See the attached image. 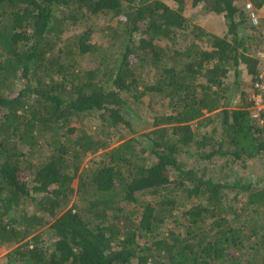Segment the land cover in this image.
Wrapping results in <instances>:
<instances>
[{
    "label": "trees",
    "instance_id": "trees-1",
    "mask_svg": "<svg viewBox=\"0 0 264 264\" xmlns=\"http://www.w3.org/2000/svg\"><path fill=\"white\" fill-rule=\"evenodd\" d=\"M235 2L193 0L216 35L186 0H0L3 264H264V33Z\"/></svg>",
    "mask_w": 264,
    "mask_h": 264
},
{
    "label": "rangeland",
    "instance_id": "rangeland-1",
    "mask_svg": "<svg viewBox=\"0 0 264 264\" xmlns=\"http://www.w3.org/2000/svg\"><path fill=\"white\" fill-rule=\"evenodd\" d=\"M247 1L250 2L252 4L253 8L255 9V11H257V15L259 17V22H258L259 25H256V26H262V31L264 33V7L257 9L255 7V5L253 4V2L250 0H236L235 4L244 11V14L246 15V20L248 21L247 14H246L244 7H243V5H245V3ZM192 2H193V0H186V7H185V11L183 13L185 15V17L192 20V22L196 23L198 26L204 27L206 30H208L211 33H214L216 35H222V33L225 30V26L222 23V19L219 16H216V15H213V14H210V13H207L206 11H204L202 4H199L197 6H193ZM166 3L170 7L173 6V3L171 1H166ZM247 23L251 26L249 21ZM115 24L116 23L112 24L109 29L111 30V29L118 27ZM100 38H102V37L96 38L98 40L99 44L101 45V49L99 51V56L101 57L102 54H105L107 57V60H115L116 54L113 55L111 50L113 48V50L116 51V49L114 47H117L118 44H116L114 47H111V49L110 48L106 49V45L108 44V42H106V41L108 40V38H104L102 41L99 40ZM84 66L85 67H91V65H89V63H85ZM244 80L248 81L249 78L247 76H245ZM146 117H147V115L141 114L138 111L135 114H133V116H132L133 119L129 118L132 121L133 129L135 130L136 135L145 133L147 131L146 129H148V126H146V123H147ZM73 124H75V123H73ZM93 124H94V122L92 123V125ZM76 125H79V124H76ZM85 126H87V125H85ZM241 176H243L249 182H254V183H257L258 185H262L264 183V160L255 159V160L251 161L250 164L248 165V167L241 172ZM72 185L76 186V181H74L72 183ZM6 252H7L6 249H3V248L0 249V264H3L1 259Z\"/></svg>",
    "mask_w": 264,
    "mask_h": 264
},
{
    "label": "built area",
    "instance_id": "built-area-1",
    "mask_svg": "<svg viewBox=\"0 0 264 264\" xmlns=\"http://www.w3.org/2000/svg\"><path fill=\"white\" fill-rule=\"evenodd\" d=\"M247 14V19L252 26L258 25L259 17L257 11L253 8L250 2L243 5ZM259 64V72L254 77L252 90L250 91V100L253 102L251 107V117L256 119L264 116V50L256 51L254 56Z\"/></svg>",
    "mask_w": 264,
    "mask_h": 264
}]
</instances>
